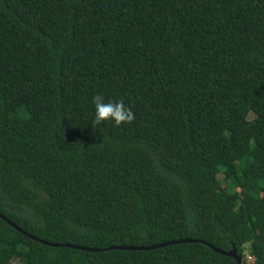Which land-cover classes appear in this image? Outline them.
<instances>
[{"label":"trees","instance_id":"trees-1","mask_svg":"<svg viewBox=\"0 0 264 264\" xmlns=\"http://www.w3.org/2000/svg\"><path fill=\"white\" fill-rule=\"evenodd\" d=\"M0 214V264H264V0H0Z\"/></svg>","mask_w":264,"mask_h":264},{"label":"clouds","instance_id":"clouds-1","mask_svg":"<svg viewBox=\"0 0 264 264\" xmlns=\"http://www.w3.org/2000/svg\"><path fill=\"white\" fill-rule=\"evenodd\" d=\"M92 104L94 105L93 121L96 125L111 121L119 127L135 119L134 113L122 99L106 101L103 94H97L93 96Z\"/></svg>","mask_w":264,"mask_h":264},{"label":"water","instance_id":"water-1","mask_svg":"<svg viewBox=\"0 0 264 264\" xmlns=\"http://www.w3.org/2000/svg\"><path fill=\"white\" fill-rule=\"evenodd\" d=\"M0 217L2 219H4L9 225H11L12 227H14L16 230H18L19 232H22V229H20L18 226H16L14 223H12L11 221L7 220L2 214H0ZM36 239V238H34ZM37 240V239H36ZM41 243L46 244V245H50V246H63V247H70L73 249H77V250H81V251H86V252H102V251H106V250H148V249H156L159 247H163V246H167V245H171V244H178V243H194V242H202L201 240H196V239H192V238H185V239H179V240H174V241H168V242H163L160 244H156V245H150V246H131V245H121V246H109L106 248H90V247H85V246H80V245H74V244H68V243H64V244H53V243H48L46 241H42L40 240ZM213 251L226 255L228 257H231L233 259L236 260L237 264H241V256H239L236 252V249L233 248L230 251H222L212 245H209Z\"/></svg>","mask_w":264,"mask_h":264},{"label":"rangeland","instance_id":"rangeland-1","mask_svg":"<svg viewBox=\"0 0 264 264\" xmlns=\"http://www.w3.org/2000/svg\"><path fill=\"white\" fill-rule=\"evenodd\" d=\"M249 262H250V263L252 262L251 258H250Z\"/></svg>","mask_w":264,"mask_h":264}]
</instances>
